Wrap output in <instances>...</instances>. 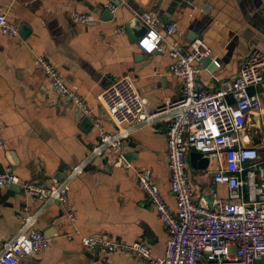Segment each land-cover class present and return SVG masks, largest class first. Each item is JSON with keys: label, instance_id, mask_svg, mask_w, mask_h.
Listing matches in <instances>:
<instances>
[{"label": "crops", "instance_id": "crops-1", "mask_svg": "<svg viewBox=\"0 0 264 264\" xmlns=\"http://www.w3.org/2000/svg\"><path fill=\"white\" fill-rule=\"evenodd\" d=\"M118 1L114 18L105 21L109 0H0V13L20 28L17 38L0 34V137L5 142L0 150V173L11 168L23 181L58 184L100 142L93 124L86 123L87 117L56 94L36 68L38 55L46 57L68 84L77 88L110 132L115 126L99 96L118 77L132 74L151 110L181 97V84L170 72L168 49L163 46L151 56L143 55L127 31L128 23L149 12L154 0ZM76 12L91 15L94 22L74 23ZM159 16L162 32L167 24H177L178 32L167 39L169 44L185 50L197 36L213 49L217 68L202 65L199 75L207 90L236 77L253 49L264 50V0H165ZM118 27H125V34H115ZM134 27L140 29L141 23ZM249 92L260 96L263 108L247 115L242 144L255 148L264 159V85ZM166 130L163 121L139 127L124 142L122 152L134 167L153 170L163 199L177 212L171 193ZM253 134L259 143L252 142ZM211 158L207 169L193 166L190 154L187 159L195 201L203 206L228 198L227 187L216 184L212 174L219 161H224L223 156ZM114 159L115 154L106 151L72 182L70 200L76 224L58 204L46 207L35 229L50 241V247L21 257L19 264H106L84 249L82 236L125 243L143 241L154 257L165 256V225L139 186L136 172L113 167L109 161ZM42 206L41 201L13 186L0 188V252L23 219ZM111 264L148 263L116 253ZM255 264H264V258Z\"/></svg>", "mask_w": 264, "mask_h": 264}, {"label": "built area", "instance_id": "built-area-1", "mask_svg": "<svg viewBox=\"0 0 264 264\" xmlns=\"http://www.w3.org/2000/svg\"><path fill=\"white\" fill-rule=\"evenodd\" d=\"M117 1L109 2L106 7L112 14L118 10L114 3ZM164 1L154 0L153 8L139 16L147 33L137 47L146 56L157 53L163 46L168 49L172 61L170 72L181 84V97L151 110L138 91L136 78L132 74L118 77L99 96L101 106L115 126L114 131L104 128L86 98L68 84L46 57L36 56V68L49 80L53 91L92 121L100 142L58 184L23 181L11 168L0 173V188L20 186L26 195L43 203L39 211L23 219L14 237L4 243L0 264H19L21 257L50 247V241L35 229L49 205L58 204L67 219L72 224L77 223L70 200L71 184L106 151L115 154V159L109 161L113 167L136 172L139 186L165 225L166 253L163 258L154 257L150 246L143 241L125 243L109 237L82 236L86 251L106 264L112 263L116 253L148 264H255L264 258V159L255 148L244 146L241 139L247 115L263 108L260 96L250 94L249 90L264 85V50L253 49L236 77L223 80L215 89H204L199 75L203 61L212 57L213 49L201 39L191 42L185 50L177 44H169L167 39L178 32V27L172 22L164 26L163 32L159 30ZM72 20L83 25L94 22L91 15L79 12L72 15ZM125 32V27L115 30L117 35ZM0 34L20 36V28L2 13ZM160 121L167 125L171 193L177 212L163 199L153 180V170L134 167L122 152L124 142L130 140L139 127L154 126ZM4 147L5 142L0 137V150ZM191 152L201 153L210 161L212 156H223L224 161H219V167L212 174L216 184L227 187V199H219L212 206L195 201L187 165Z\"/></svg>", "mask_w": 264, "mask_h": 264}, {"label": "water", "instance_id": "water-1", "mask_svg": "<svg viewBox=\"0 0 264 264\" xmlns=\"http://www.w3.org/2000/svg\"><path fill=\"white\" fill-rule=\"evenodd\" d=\"M109 1L112 2L113 0H109ZM114 3H115V5L119 6V1L114 2ZM113 18H114V15L109 10L106 9L104 14H103V20L109 21V20H112ZM138 22H139V20H135L133 22L128 23V25H127V31H128V34L130 35V39H131L132 43H138L139 40L147 33V28L145 26L141 25L140 29H136L134 27V25H136ZM196 39H198L197 36H196V38H192L193 41H195ZM217 64H219L218 61L214 60L212 57L206 58L202 63L203 67L208 68L211 66L210 69H214V67L217 68V66H218ZM87 122L90 123V124H88V126L93 124L90 121V119H88V118L86 120V123ZM252 142L253 143H259L260 139L255 137V134H253L252 135ZM190 158H191V161L193 163V166H197L200 169H207L209 166V163H210L209 158H205L203 156V154H201V153L191 152ZM11 186H13L18 191H21L20 186H16V185H11Z\"/></svg>", "mask_w": 264, "mask_h": 264}]
</instances>
